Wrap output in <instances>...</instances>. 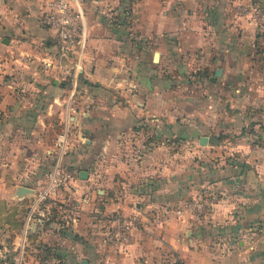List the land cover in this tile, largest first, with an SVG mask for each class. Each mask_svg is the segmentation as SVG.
<instances>
[{
	"label": "crops",
	"instance_id": "0c3cea01",
	"mask_svg": "<svg viewBox=\"0 0 264 264\" xmlns=\"http://www.w3.org/2000/svg\"><path fill=\"white\" fill-rule=\"evenodd\" d=\"M238 1L72 0L86 33L72 109L67 78L39 62L56 51L39 21L48 0H20L22 9L0 15V73L22 76L0 80V196L25 186L29 197L44 185L68 115L60 162L74 176L62 192L76 199L73 238L86 233L69 246L49 234L46 205L23 223L25 241L39 232L35 244L56 243L78 264H264V58ZM210 67L222 78H204ZM56 114L61 129L49 140ZM203 186L217 191L215 207L177 213ZM114 210L135 222L117 250L88 234Z\"/></svg>",
	"mask_w": 264,
	"mask_h": 264
},
{
	"label": "built area",
	"instance_id": "2783aa9c",
	"mask_svg": "<svg viewBox=\"0 0 264 264\" xmlns=\"http://www.w3.org/2000/svg\"><path fill=\"white\" fill-rule=\"evenodd\" d=\"M238 15L247 16L257 32L264 36V5L256 0H239L235 5ZM41 24L53 31L55 35L56 51L39 60L44 72L56 78H67L69 88L67 92V108L72 109L80 91L78 85L80 69L82 68V54L86 41L82 12L77 9L72 0H48V8L39 15ZM64 120V129L55 141L58 156L53 165L44 172L46 182L38 189L33 203L30 205L28 216L38 208L40 201L47 198L55 203L59 192L73 179V171L61 164L60 159L68 144V119ZM264 148V145L262 146ZM218 201V193L214 189L203 186L200 191L187 199L177 213L184 210L195 216L210 212ZM111 228L107 233V240L113 249L121 248L128 239L129 230L134 220L118 211L110 213ZM169 264H183L177 257H173Z\"/></svg>",
	"mask_w": 264,
	"mask_h": 264
},
{
	"label": "rangeland",
	"instance_id": "374dc122",
	"mask_svg": "<svg viewBox=\"0 0 264 264\" xmlns=\"http://www.w3.org/2000/svg\"><path fill=\"white\" fill-rule=\"evenodd\" d=\"M0 1L2 3L6 2L7 4V6L3 7L4 11L0 9V15L5 13V11L9 12L11 7H20V9H22L20 0H0ZM259 35H260V39H259L260 48H262V50L261 51L258 50V51L261 54V57L264 58V40L262 38L263 36L261 34ZM155 61H157V58H154L153 62ZM155 66L157 67V65ZM191 70L192 73H198L197 71H193V69ZM213 72H214V67H210L209 69H205L200 73L204 74L203 76L204 78H207V75L209 74L212 75ZM173 74H176L175 71L173 72ZM177 75L178 74L175 75L176 76L175 79L181 80L182 82H178V84H176L175 87H177L176 90L182 91V87L184 86L185 83L183 82V78H180ZM16 78H22V76L18 75L17 77H14V74L3 73V72L0 73V80L3 81L16 80ZM216 78H222V74L218 75ZM14 91H19V92L22 91V86L17 85V87L14 88ZM10 106H12V104ZM53 116L54 115H51L50 117ZM51 121L52 124H51V128L49 129V140L51 138H54L55 134L58 133L61 129L59 125V117L57 116V114L55 117L51 118ZM64 190L65 189L62 188V190L59 192V195L61 196L62 194L63 197L61 200L59 199L60 197L58 196V200H56L54 203L52 202V199L47 198L44 201H40L38 207L42 208L47 205L49 209L47 211L48 218L45 224L42 223L44 226L48 228L43 227L42 229H46V231L52 235L56 233L61 235L62 239H64V244L69 246L67 242H69L68 240H72L71 238H73L74 234L73 231L69 228L70 224L68 223V221L70 220V217L68 216V212L69 209H76V205H75L76 199L75 197H70V198H67V196L64 197V194L62 192ZM18 191L16 195L17 197L7 198L0 196V264H78L77 261H72L71 259L64 258L62 253H60L61 252L60 248L59 247L57 248L56 243H52V244L43 243L39 245L35 244L36 242L35 235H38L39 232L37 234L36 231L33 232L30 231L29 233L27 232V236L30 242L25 241L26 229L23 223L25 222L26 224V221L30 217L31 219L34 218L35 220L36 216H38L37 210L39 208L33 210L30 217L28 216V213L30 211V205L31 203H33L37 191L33 196H29V197L28 196L21 197ZM96 206L98 208V203L96 204ZM93 217L97 219L96 216ZM107 218H108V223H104L103 226L100 225L101 224L100 222L97 224V222L94 221L92 218L94 222H92L93 226L89 223L88 226L90 230L88 231V234L96 235L101 241L104 240L109 245L107 240V233L110 230L112 224L110 214H108ZM82 219L84 220V217H82ZM134 225L135 222L132 224V226ZM83 231L80 230L76 231L73 239L76 238L75 240H78V236H80L82 239H85L84 236L86 233H83ZM66 245L64 246L66 247ZM22 250H24L23 256H21Z\"/></svg>",
	"mask_w": 264,
	"mask_h": 264
},
{
	"label": "water",
	"instance_id": "95a60500",
	"mask_svg": "<svg viewBox=\"0 0 264 264\" xmlns=\"http://www.w3.org/2000/svg\"><path fill=\"white\" fill-rule=\"evenodd\" d=\"M3 41H4V42H8V38H4ZM221 71H222L221 68H219V67L216 68V70L214 71V75L211 76L210 79H211V80L216 79V76L220 75V74H221ZM206 140H207V137H206L205 135L200 136V143L204 144V143H206ZM83 172H85V171H83ZM82 176H83V175H82ZM27 189H28V188L25 187V186H20L18 193H19L20 195H22V194H24V192H25ZM81 264H88L87 259H85V258L82 259V260H81Z\"/></svg>",
	"mask_w": 264,
	"mask_h": 264
},
{
	"label": "trees",
	"instance_id": "16d2710c",
	"mask_svg": "<svg viewBox=\"0 0 264 264\" xmlns=\"http://www.w3.org/2000/svg\"><path fill=\"white\" fill-rule=\"evenodd\" d=\"M43 25V24H42ZM46 27V26H45ZM263 40H264V36H263Z\"/></svg>",
	"mask_w": 264,
	"mask_h": 264
}]
</instances>
